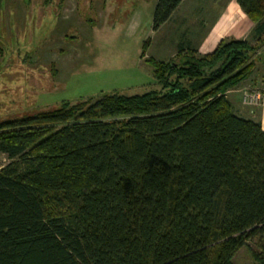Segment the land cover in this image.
I'll use <instances>...</instances> for the list:
<instances>
[{"label":"trees","instance_id":"obj_1","mask_svg":"<svg viewBox=\"0 0 264 264\" xmlns=\"http://www.w3.org/2000/svg\"><path fill=\"white\" fill-rule=\"evenodd\" d=\"M235 1L254 42H181L145 57L158 88L0 122V264H233L253 240L264 264V130L226 94L264 63V0Z\"/></svg>","mask_w":264,"mask_h":264},{"label":"rangeland","instance_id":"obj_2","mask_svg":"<svg viewBox=\"0 0 264 264\" xmlns=\"http://www.w3.org/2000/svg\"><path fill=\"white\" fill-rule=\"evenodd\" d=\"M22 1L0 2V47L4 48L0 49V122L100 93L132 95L158 88L153 67L144 59L169 61L181 42L197 56L211 52L223 39L254 42L251 21L235 0H183L157 31L152 29L157 0ZM12 10L16 25L15 32L10 28L6 34L14 36L10 42L3 39L2 27L8 22L12 27ZM230 92L240 94L243 106L259 108L264 100V63L256 60L252 75L226 94ZM247 92L263 96L253 104ZM8 161L0 153V166ZM247 247L238 250L233 264H253L249 248L256 249L255 240Z\"/></svg>","mask_w":264,"mask_h":264},{"label":"crops","instance_id":"obj_3","mask_svg":"<svg viewBox=\"0 0 264 264\" xmlns=\"http://www.w3.org/2000/svg\"><path fill=\"white\" fill-rule=\"evenodd\" d=\"M236 2V1H235ZM236 6H238V4L236 3ZM240 9V7H239ZM240 12L244 14V12L240 9ZM246 16V15H245ZM247 17V16H246ZM253 26V23L250 22L248 27L249 28H252ZM234 35V34H233ZM239 93L237 94H234L233 92H230L228 95H227V98L229 99V101L231 102L232 106H233V109L234 111L239 114L240 116L242 117H245V118H250V119H253L255 121H258L260 122L261 124V127L262 129L264 130V100L262 102V104L260 105L259 108H251V107H246V106H243L241 103H240V97H239Z\"/></svg>","mask_w":264,"mask_h":264},{"label":"flooded vegetation","instance_id":"obj_4","mask_svg":"<svg viewBox=\"0 0 264 264\" xmlns=\"http://www.w3.org/2000/svg\"><path fill=\"white\" fill-rule=\"evenodd\" d=\"M3 1H5V0H0V2H3ZM12 1H15V0H12ZM18 1H21V0H18ZM30 0H26V1H22V2H26V3H28ZM13 11V13H14V19H13V24H12V27H10V22H8V24H7V22H6V24L7 25H4V27H2V31H3V34H4V37H3V39L4 40H8L9 39V41H10V38H14V36H11V35H6L7 33H9L10 31H9V29L10 28H12V29H14L13 31L15 32V25H16V23H15V11L14 10H12ZM6 26V27H5ZM14 39H12L10 42H12ZM0 49L1 50H3L4 48H2V47H0ZM8 51H9V49H8ZM2 52V51H1ZM13 59H15V56H14V54H13V57H12ZM3 53L0 55V64L2 65L3 63Z\"/></svg>","mask_w":264,"mask_h":264},{"label":"built area","instance_id":"obj_5","mask_svg":"<svg viewBox=\"0 0 264 264\" xmlns=\"http://www.w3.org/2000/svg\"><path fill=\"white\" fill-rule=\"evenodd\" d=\"M246 95H247V97H248V101H249L250 103H253V104H257V103H259L257 100H259L260 96H263L260 92H253V93H251V92H247ZM252 98H255V101H256V102L253 101Z\"/></svg>","mask_w":264,"mask_h":264},{"label":"clouds","instance_id":"obj_6","mask_svg":"<svg viewBox=\"0 0 264 264\" xmlns=\"http://www.w3.org/2000/svg\"><path fill=\"white\" fill-rule=\"evenodd\" d=\"M115 70V69H114Z\"/></svg>","mask_w":264,"mask_h":264}]
</instances>
